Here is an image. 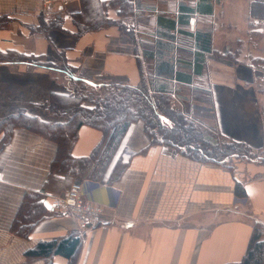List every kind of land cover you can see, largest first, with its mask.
<instances>
[{
    "label": "crops",
    "instance_id": "1",
    "mask_svg": "<svg viewBox=\"0 0 264 264\" xmlns=\"http://www.w3.org/2000/svg\"><path fill=\"white\" fill-rule=\"evenodd\" d=\"M89 1L107 4V22L76 35L73 15L83 0H0V53L62 62L73 71L67 77L100 87L142 82L207 135L264 151V115L255 88L261 74L244 54H235L240 34L261 22L254 17L264 2ZM56 5L49 14L57 16L59 28L38 30L39 19L46 21L43 7ZM62 75L0 62V120L24 114L63 121L44 108L50 96L67 94ZM162 121L172 128L166 117ZM100 139L97 129L80 126L71 156H88ZM55 154L54 142L23 127L11 129L0 148V264H69L59 255L29 259L25 252L72 233L81 240L73 264H232L241 261L254 222L264 226V166L256 159L231 167L197 161L170 145L149 144L143 122L134 121L102 180L80 179L85 198L101 209L97 221L81 226L51 206L74 182L51 173ZM117 160L126 164L108 182ZM237 182L242 198L235 195ZM26 196L45 200L51 209L45 207L23 238L10 227Z\"/></svg>",
    "mask_w": 264,
    "mask_h": 264
},
{
    "label": "trees",
    "instance_id": "2",
    "mask_svg": "<svg viewBox=\"0 0 264 264\" xmlns=\"http://www.w3.org/2000/svg\"><path fill=\"white\" fill-rule=\"evenodd\" d=\"M258 1L263 2V0ZM106 5L105 3H91L89 0L87 2L83 0L82 8L73 15L76 35H81L90 29L99 27L101 23H106L105 13L103 14ZM261 7L263 8V3ZM94 10L98 14H95ZM101 13L103 17L101 21L93 23V20L99 14L101 17ZM31 57L33 56L16 52L0 53V62L27 63L34 66L42 65L41 67L49 70L54 69L40 62L39 64L31 62ZM250 63L258 73H261L262 77V72L264 73L263 55L260 54L258 57L250 58ZM65 68L68 69V67H64V70ZM57 70L65 74L64 70ZM70 71L73 72L71 69ZM71 72L67 76L73 75ZM69 78L83 83L79 77ZM67 87L69 89H67L66 95H52L44 105V108L53 116H57L63 121L47 123L24 114L1 119L0 133L3 132L4 134L0 140V148L8 140L11 129L23 127L55 143L56 154L50 168L52 174L66 175L74 182H78L82 178L100 182L106 169L115 158L116 150L128 125L141 120L144 132L149 138V144L170 145L182 154L197 161H210L221 164L223 157L233 154L256 158V154H252L253 151L245 145L228 141H223L220 144L217 138L195 131L192 121L175 111L168 97L150 94L146 85L142 82L136 86L113 85L101 96L77 93L71 90L69 85ZM261 114L264 115L262 109ZM161 116L170 120L173 124L172 128H167L161 123ZM82 125L97 129L101 133V139L88 156L74 158L71 156L70 149L77 131ZM123 162L126 161L123 160ZM123 162L121 160L114 162L107 179L108 182L118 178L123 165L126 164ZM256 162L264 166V155H262V158L256 159ZM235 195L239 198L244 196V190L238 182L236 183ZM45 212L46 208L40 202L39 197L26 196L10 227L11 233L26 238L34 224L44 217ZM80 241L77 233H72L60 239L41 241L27 250L25 256L29 259H35L59 255L64 257L69 264H73ZM47 264L52 263L48 262ZM232 264H264L263 225L254 222L241 261Z\"/></svg>",
    "mask_w": 264,
    "mask_h": 264
},
{
    "label": "rangeland",
    "instance_id": "3",
    "mask_svg": "<svg viewBox=\"0 0 264 264\" xmlns=\"http://www.w3.org/2000/svg\"><path fill=\"white\" fill-rule=\"evenodd\" d=\"M263 2H264V0H263ZM57 7L58 6L56 5L53 8H50L49 10H47L43 7L41 16L44 17V19L46 21L39 19L38 30L42 29V30L47 31L51 28H59V19H57V16H55L53 18L52 16H50L51 14H49L50 12L56 11ZM58 9H59V7H58ZM94 11H95L94 12L95 14H98L96 10H94ZM258 15L260 17H254V18L255 19L257 18V20H259V21L261 20V22L256 23V26H254V24H251V29H253V30L251 32L240 34V36L238 37V40H237V49L235 50V54H237V56L244 54V56L242 58L244 61L250 62V58L258 57V56H260V54H262L264 57V9ZM100 21H101V19H100V14H99L97 17H95V19L93 20V23H98ZM49 23H52V24H49ZM46 31H45L44 35H46ZM238 52H239V55H238ZM33 57H36V56L33 55ZM33 57H31L32 58L31 62H33L35 64H39V62L43 63L44 65L51 66L52 68H54L53 70H56V71H58L57 69L64 70V67H67L66 64H64L62 62L61 63L59 62V64H56V65H53L49 62H45L43 60V58L41 59L39 57H36V58H33ZM1 63H3V62H1ZM41 66H38V67L43 68ZM68 71L71 72L70 69L65 68L64 72L66 75H62L60 77V81L62 82L63 87L65 89H69L67 87L69 85L70 89L74 90L77 93L89 94L92 96H101L108 90V87H106V86L100 87V86L94 85L93 83H91L89 81H83L82 80V82L84 84L81 82L75 81V80L73 81V79L67 77V74L69 73ZM255 88L260 93V96H259L260 107L264 112V73L263 72H262V77L257 78ZM48 113H50V112L48 111ZM54 117H57V116H54ZM162 118H164V117L161 116L160 121L162 120ZM169 122H170V120H169ZM161 123H163V121ZM192 123H193L192 125H193L195 131H197L201 134H206V132H204V130H202L201 128H197V124H195V122L192 121ZM171 125H173V124L171 123ZM213 138H217V141L220 144H222L224 141L221 138H218L217 136H215V137L213 136ZM192 145H194V144H192ZM252 154H256V158L255 157L254 158L249 157V156H245V157L243 156L242 157L241 155L237 156V154H233L231 156L223 157L221 160V165L231 167V166L238 165V163H240L242 161L244 162V161H248V160H252V159L258 160V158H262V155H264V151L257 152V153L252 152Z\"/></svg>",
    "mask_w": 264,
    "mask_h": 264
},
{
    "label": "built area",
    "instance_id": "4",
    "mask_svg": "<svg viewBox=\"0 0 264 264\" xmlns=\"http://www.w3.org/2000/svg\"><path fill=\"white\" fill-rule=\"evenodd\" d=\"M51 206L60 213L76 217L81 226L86 222L97 221L101 216V209L85 198L83 185L80 182L71 183L66 193Z\"/></svg>",
    "mask_w": 264,
    "mask_h": 264
},
{
    "label": "water",
    "instance_id": "5",
    "mask_svg": "<svg viewBox=\"0 0 264 264\" xmlns=\"http://www.w3.org/2000/svg\"><path fill=\"white\" fill-rule=\"evenodd\" d=\"M41 202L46 208L51 209L50 205L45 200H41Z\"/></svg>",
    "mask_w": 264,
    "mask_h": 264
}]
</instances>
